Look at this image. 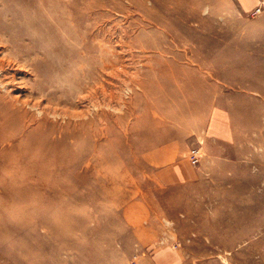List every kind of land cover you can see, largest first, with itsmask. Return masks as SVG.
I'll return each instance as SVG.
<instances>
[{
    "label": "rangeland",
    "instance_id": "rangeland-1",
    "mask_svg": "<svg viewBox=\"0 0 264 264\" xmlns=\"http://www.w3.org/2000/svg\"><path fill=\"white\" fill-rule=\"evenodd\" d=\"M138 2L166 23L183 21L152 52L135 39L151 28ZM101 43L116 68L92 73L86 67L101 63ZM31 46L28 58L16 57L19 47ZM157 52L171 66L180 55V68L200 67L201 74L161 75ZM8 56L23 70L17 71L16 108L32 116V124L47 117L46 130L75 121L57 114L91 109L94 129L107 134L98 137L107 151L102 145L95 160L108 158L111 167L98 171L95 160L81 163L61 183L47 180L46 197L31 171L29 185L38 193L22 201L20 175L38 154L24 153L22 128H6L0 139V179L9 182L0 185V264H156L158 248L173 255L171 263L264 264V0L255 8L245 0H0V58ZM12 68L4 69L8 76ZM185 80L187 87L179 88ZM69 86L75 89L70 95ZM88 93L94 94L83 98ZM102 112L109 117L103 123ZM218 119L234 137L210 142L209 126ZM195 152L198 166L191 165ZM174 165L202 171L205 211L231 219L194 222L198 204L190 200L191 188L167 187L157 174ZM61 188L68 193L59 194ZM63 205L71 207L72 225L57 230ZM218 222L226 229H217Z\"/></svg>",
    "mask_w": 264,
    "mask_h": 264
},
{
    "label": "bare ground",
    "instance_id": "bare-ground-1",
    "mask_svg": "<svg viewBox=\"0 0 264 264\" xmlns=\"http://www.w3.org/2000/svg\"><path fill=\"white\" fill-rule=\"evenodd\" d=\"M137 6L140 9H145L148 11L146 15L148 16V18H149L148 21L151 25L150 29H148L147 27L145 28L144 34H142V35L138 34L135 37V39H138V42H140V45H141L142 50L144 52L147 49H149L150 52H152L153 48L159 47L162 44L164 45L165 41L167 40V36H169L171 31L175 27H179V26L182 27L180 24L183 21L182 22L171 21V22L166 23L161 15H159L158 13H154L152 10H150L148 8H145V6L142 2H138ZM80 11H82V10H80ZM84 15H85V13H82L81 15H78V16L83 17ZM142 17H144V16H142ZM88 20H89V18H88ZM89 23L90 22H88V24ZM100 41L103 42V40H100ZM32 42H33V44L37 45V41H35L33 38H32ZM102 46L103 45L101 43L100 47H99L100 55H101V59H100L101 63L97 62L95 64H92L91 66L86 67L87 70H89L92 73H93V71H95V68L103 74H104V72L107 73L108 70H110V69L115 70V68H116V66L114 65L115 63L114 64L110 63L108 58H106V55H104V48ZM206 46H207V44H206ZM33 47L32 46L28 47V48L27 47H23V48L19 47L18 52H16V57L19 59L20 58H28L29 54H30L29 51L32 52ZM9 51H10V48H9ZM195 52H196L195 55L198 58H200V55H202V53H203L202 48L199 46ZM86 53L87 54H85V56L87 55V59L91 60L92 56L90 55V53L89 52H86ZM157 53L160 55L156 59H158L157 61L161 65V67H159L160 68L159 72L161 73V75L162 74H166V75L169 74L171 77H174V76H179L180 74H182V75L186 74V75L190 76L191 74L192 75L198 74L201 71V70H199V68H200L199 66H197V67H199L198 72L195 69L187 70L184 67L180 68V63L182 60V57L180 55L175 56V58L172 60L173 64L171 66L169 64V60L167 61V59L165 58L163 53H161V52H157ZM9 67H13L11 70L12 72L10 71L11 76H8L9 72L4 70L5 68L7 70V68H9ZM21 67H22V65L20 63V60L13 59L10 56H8L7 58H5V57H3L2 59L0 58V72H3L0 75V89L3 88V91H4V93H2L0 90V121H2V122H0V125H1L0 126V139L4 138V135H5L4 131H6V128H8V127L14 128L15 125H17L20 128H22L23 136L27 139L26 142H27L28 146L26 147L27 149L24 151V153L27 156H30L32 154V152H34V151L38 154V159L33 160V167H32L31 160L27 161L28 162V169H30V170L26 171V173H24L25 171H23L21 175L18 173V175H20V177L22 178L21 181L24 183V189L21 191L19 199L22 198V201H25L27 199V197L29 198L30 196H33L34 193H38L37 190L41 194L45 195V197H46L48 195L47 189L45 188L46 184H48L47 180H49V181L50 180L51 181L57 180L59 183H61L63 176H65L66 174H71L74 171L79 169V167L77 168L78 165H80L81 163L90 164L92 161H94L95 158H97L99 156V154H97V153L99 152L101 154L102 145H103L104 151L106 152L107 149H105V147H104L106 144L105 143L101 144L100 139L98 140V137L103 136L104 138H106L107 134H106V131L98 134L97 128L94 129L95 121H94V119H88L89 116L87 113L90 111L89 114L91 115V113H92L91 109L87 110L85 113H79L78 116H70L69 114H63V115L57 114L58 116H61L64 119L66 117H70V118L75 119V121H69V122H67V125H65V124H64V126L61 125V127L58 125H55L53 127V129L46 130V127L43 128V126H45V123H47V117H44V116H42V120L44 123L32 124L31 121H33V117L30 116V119H28V117H26V112L21 111L20 110L21 108L20 109L16 108L20 99L15 97L13 94V93H18L19 90H21L20 89L21 87H19L18 83H17L18 82L17 81L18 80V78H17L18 72L17 71L22 72L23 70L21 69ZM84 67L80 66V68H79V69L83 70V73H85ZM167 68H169V69H167ZM123 71H124V69H123ZM79 74L80 73H78V75ZM131 74H132V72H131ZM200 74H201V72H200ZM136 76H138V75H136ZM134 78H136V77H134ZM138 78H139V76H138ZM192 78H194V77H192ZM186 80L188 81V79H186ZM186 80H185V82L177 83V86L179 88L184 89L185 87H187V83H186L187 81ZM68 81H69V79H67L66 82L68 83ZM154 81H155V79H154ZM159 81H161V80H159ZM140 83L138 82L137 84L140 87L139 89H141V91H143V89H142L143 86ZM201 85H202V82L199 81L196 83L195 86L201 87ZM67 86H68V84H67ZM159 87H161V89H163V90L168 88L167 86H164L163 84L159 85ZM71 88H76V87L71 85ZM71 88L69 86L70 90L65 91V93L69 94V95L72 94L73 93L72 91H74L75 89H71ZM91 88H90V91L92 90ZM38 90H40V89H38ZM101 90L103 91V93H106V90L103 86H102ZM128 90H130V89H128ZM110 93H111V95L113 94L112 92H110ZM93 94L88 93V96H85L83 98L90 99ZM104 98H105V96H104ZM115 98H117V97H115ZM76 100L78 101V99H76ZM69 103H71V102H69ZM26 105H30V104H26ZM33 106H35V105H33ZM95 106H97V105H95ZM95 106H93V107H95ZM98 108L99 107H97V109ZM101 108H102V106H101ZM105 108L107 109L106 106H105ZM109 108H110V106H109ZM107 110H109V109H107ZM58 111H59V109H58ZM42 113L52 114V115L56 116V113L51 112V110H50V112L46 111V110H41V114ZM95 115H97V114H95ZM101 115H102V117H101L102 123L109 120L108 115L105 114L104 112H102ZM153 118H155V117H153ZM55 119L57 120V118H55ZM74 119H72V120H74ZM68 125H73L74 126L73 129H70ZM38 129L41 133L35 135L34 131H36ZM101 129H103V128H101ZM105 129L109 131V128H105ZM77 140L78 141L80 140L82 142L81 145L77 146V144L74 143V141L76 142ZM1 153L2 152L0 151V154ZM96 154H97V156H96ZM95 161H96L95 166L98 169V171H100L101 169L107 170L111 167V163L109 164L108 158H102V159H98ZM19 167H21V166H19ZM19 167H18V169H19ZM50 167H52V168H50ZM31 171H32L33 175L36 174L37 177H39L38 188H37V190L36 189L34 190V193H33V190L30 188V185H29V183L32 181ZM80 178L84 179L85 176L83 174H81ZM1 182L3 184L9 183L7 179H0V185H1ZM65 192L68 193L66 188L65 189L61 188L59 190V194L65 193ZM0 194H2V193H0ZM49 202H50V200L46 199L47 205H49ZM63 207H64V210H62V211L65 213L64 217L60 218V216H59L56 218V222L58 223L57 230L63 229V228L64 229L70 228V226L72 225L71 207H69L68 205H63Z\"/></svg>",
    "mask_w": 264,
    "mask_h": 264
},
{
    "label": "crops",
    "instance_id": "crops-1",
    "mask_svg": "<svg viewBox=\"0 0 264 264\" xmlns=\"http://www.w3.org/2000/svg\"><path fill=\"white\" fill-rule=\"evenodd\" d=\"M257 2H260V0H245V5H250L252 7H257ZM218 121V122H215ZM214 124H211L209 126V133L206 138V140L210 142H215V141H227L230 136H233L231 134V128L228 126V124L223 123V121L220 122V120H215ZM234 137V136H233ZM192 165V164H191ZM193 166V165H192ZM159 178L162 182H165L166 184H171L167 185V187L175 188L176 186H182L183 188H191L190 191V200L192 203L197 202L198 204V214L195 215L192 213L191 217L194 219V222H202L203 220L210 222L212 220H226V219H231L229 215L224 213H219L217 217L211 216L209 213L205 211L204 208V202L203 199L205 196H207V193L203 191L204 186V176L202 171H196L190 167H181L178 165H174L171 168H166L164 170L158 171ZM162 186V183L160 184ZM213 186V184H211ZM197 188V192H194V189ZM206 188H212L210 184L207 183ZM170 189V188H169ZM202 190V191H201ZM214 190V189H213ZM200 200V201H199ZM227 217V218H226ZM180 223L178 219H174V221ZM217 229L220 228L222 230L226 229V225L224 223L218 222L217 225L215 226ZM155 256H154V262L156 264H183L181 262H172L173 260V255H170L171 253L169 251L165 252L162 248L155 249Z\"/></svg>",
    "mask_w": 264,
    "mask_h": 264
},
{
    "label": "built area",
    "instance_id": "built-area-1",
    "mask_svg": "<svg viewBox=\"0 0 264 264\" xmlns=\"http://www.w3.org/2000/svg\"><path fill=\"white\" fill-rule=\"evenodd\" d=\"M260 10H261L260 7L257 8V10H255V11L253 12V14H254V15L257 14V12H259ZM190 158H191V164H192L193 166H198V164L200 163V160H201L199 152H195V153H193V154L190 156Z\"/></svg>",
    "mask_w": 264,
    "mask_h": 264
}]
</instances>
